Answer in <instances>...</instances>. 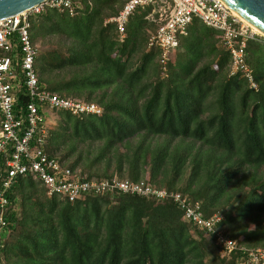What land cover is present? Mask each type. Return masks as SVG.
<instances>
[{
    "label": "trees",
    "instance_id": "obj_1",
    "mask_svg": "<svg viewBox=\"0 0 264 264\" xmlns=\"http://www.w3.org/2000/svg\"><path fill=\"white\" fill-rule=\"evenodd\" d=\"M78 1L73 15L50 9L31 19L33 42L46 34L70 39L65 49L38 53V83L93 101L102 113L58 111L45 152L86 178L116 175L179 190L200 201L204 215L222 214L225 235L239 248H264V47H246L254 89L240 73L229 75L217 31L195 18L176 67L169 61L167 78L153 67L151 80L159 54L147 48L151 7L130 15L120 42L102 10L111 8L113 17L115 4L126 0ZM66 67L83 72L51 76ZM214 89L216 111L204 116ZM26 100L20 92L17 106ZM5 196L0 264H237L246 254L240 248L220 255L215 239L186 222L172 199L115 193L71 202L48 197L31 174L18 175Z\"/></svg>",
    "mask_w": 264,
    "mask_h": 264
},
{
    "label": "built area",
    "instance_id": "obj_2",
    "mask_svg": "<svg viewBox=\"0 0 264 264\" xmlns=\"http://www.w3.org/2000/svg\"><path fill=\"white\" fill-rule=\"evenodd\" d=\"M151 7L146 19L156 28L148 36L147 48L157 49L158 63L167 70L180 40L187 35L193 19L217 31L220 45L229 54L228 73H240L257 89L252 70L246 62V47L258 33L246 24L222 0H126L117 14L106 22H114L118 41L126 36V23L138 8ZM81 8L78 0H45L27 10L0 19V158L5 170L0 185V248L6 226L4 210L9 205L6 191L18 175L31 174L45 188L48 197L58 196L76 201L89 195L131 194L157 202L172 199L183 211V219L207 236L215 239L218 252L229 256L242 249L246 254L237 264H264V248H244L225 235L223 215H204L201 203L179 190L151 185L146 179L132 181L116 175L86 178L71 170L44 150L54 114L65 110L72 115L102 113L93 101L62 97L38 83L36 57L38 46L30 37L31 19L46 10L55 9L73 15ZM24 91L27 100L20 107L18 97Z\"/></svg>",
    "mask_w": 264,
    "mask_h": 264
},
{
    "label": "rangeland",
    "instance_id": "obj_3",
    "mask_svg": "<svg viewBox=\"0 0 264 264\" xmlns=\"http://www.w3.org/2000/svg\"><path fill=\"white\" fill-rule=\"evenodd\" d=\"M123 4V1L121 2H118L117 4H115V8H118L120 9V7L122 6ZM112 9L111 8H104L102 10V14H103V19H104V23L105 21H108V14L111 13ZM147 24H146V33L148 34V36L155 30V27L156 25L152 22V21H149L147 20ZM258 33V32H257ZM117 34V32H116ZM214 37L216 38L217 35L215 34ZM257 39H259V41H249V48L250 49H255L257 46L260 48V47H264V36L261 35L260 33H258V36H256ZM260 44H258V43ZM35 43L36 45L38 46V53L40 54L41 52H44V51H47L51 48H55V49H65L67 47H69V44H70V39L68 37H66L65 35L63 34H46L43 38H38L35 40ZM181 44V43H180ZM220 45V44H219ZM262 49V48H260ZM184 51L182 45H180V47L174 52V55H173V58L172 60L170 61L172 64H174V66L176 67V62H177V58L179 56V54H181L182 52ZM176 57V59H175ZM137 59H140V55L138 54L137 55ZM208 58H204V60H207ZM139 61V60H138ZM139 62H134V65L133 67H135ZM169 63V64H171ZM158 63V56H156L153 60V64L151 65V69H149L150 73H149V76H150V79L152 80L154 78V75H155V72H153V67H156L157 70H159V66L161 68V65ZM83 71L80 70L79 67H66L62 70H55L53 72V74H51L52 77H59V76H64V77H67V76H70L72 74H79V73H82ZM158 73H160V76L163 78H167L168 76V72H163V70H159ZM156 76V75H155ZM145 81L147 79H144ZM235 99H237V95L235 96ZM216 89H214L211 94L208 96V98L206 99V105H207V110L204 114V116H207L209 115L210 113H213L216 111ZM57 121H58V116H57V113L54 114L53 118H52V121H51V126H50V129H54L56 126H57ZM134 141V140H133ZM97 145V143H96ZM92 150H94V148H92ZM77 171H80V167H77L76 169ZM185 176V174H184ZM183 176V177H184ZM112 204L110 205H106L108 207H111ZM251 228L253 227V225L250 226ZM205 257V256H204ZM208 256H206L204 259L205 260H208Z\"/></svg>",
    "mask_w": 264,
    "mask_h": 264
},
{
    "label": "water",
    "instance_id": "obj_4",
    "mask_svg": "<svg viewBox=\"0 0 264 264\" xmlns=\"http://www.w3.org/2000/svg\"><path fill=\"white\" fill-rule=\"evenodd\" d=\"M45 0H0V19L27 10ZM264 33V0H222Z\"/></svg>",
    "mask_w": 264,
    "mask_h": 264
},
{
    "label": "bare ground",
    "instance_id": "obj_5",
    "mask_svg": "<svg viewBox=\"0 0 264 264\" xmlns=\"http://www.w3.org/2000/svg\"><path fill=\"white\" fill-rule=\"evenodd\" d=\"M228 6V5H227ZM229 7V6H228ZM230 8V7H229ZM231 9V8H230ZM232 10V12L234 13V14H236V15H238L246 24H248L249 26H251L252 27V29L253 30H255L256 32H258V33H260L261 35H263L264 36V33L260 30V29H258V28H256V27H254L252 24H250L247 20H245L242 16H240L237 12H235L233 9H231Z\"/></svg>",
    "mask_w": 264,
    "mask_h": 264
}]
</instances>
